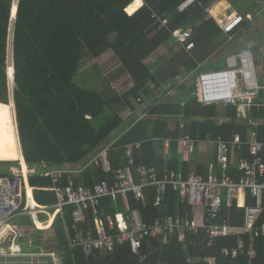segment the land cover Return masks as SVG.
<instances>
[{
  "label": "trees",
  "instance_id": "trees-1",
  "mask_svg": "<svg viewBox=\"0 0 264 264\" xmlns=\"http://www.w3.org/2000/svg\"><path fill=\"white\" fill-rule=\"evenodd\" d=\"M16 1L0 0V160L23 159L14 117L17 112L22 152L30 166L46 162L62 168L66 163L82 159H85L84 164L87 163L88 155L112 141V133L125 121L122 112L126 108L135 111L134 101L151 100L155 94L153 83L157 87L166 85L168 91L175 87L178 97H173L170 103L155 104L153 101L151 114L157 117L131 120L129 130L112 144L109 151L112 168L106 170L101 165L88 164L74 175L77 184L94 186L106 180L113 187L116 170L128 164L124 146L136 141L142 144L134 154V171L155 166L160 175L165 170H182L187 175L190 163L184 161L179 152L181 118L185 124L184 132L196 139L211 137L233 141L239 133L247 141L251 132L256 131L264 142V124L251 127L235 121L218 123V106L202 104L193 95L194 79L182 85L172 83L179 74L192 73L226 44L227 36L215 19L205 18L204 10L215 0H196L184 11L178 8L183 0H144L140 9L142 1L139 0H18L13 28L15 108L9 101L8 67L12 10ZM230 1L238 7L243 0ZM154 12L168 17L167 28L158 29ZM245 24L244 21L234 32L240 30L241 33ZM184 25H195L196 28L193 55L176 45L179 50L172 58L161 56L154 65H148V59L171 41L172 30ZM109 50L133 78L134 85L122 93L117 91L107 95L97 86L82 85L78 78H81L80 67L85 54L97 59ZM225 112L234 119L238 115L237 106L228 105ZM249 116L264 118V107L253 106ZM174 117L172 127L171 118ZM165 138H172L168 157L164 153ZM249 154L247 144L230 149L228 170L232 176H237L236 164L231 162L233 158L249 157ZM262 155L264 159V152ZM13 164L1 161L0 175H9V167ZM204 174L207 177L208 171ZM67 182L68 176L64 175L59 184ZM30 184L39 188L34 192L37 202L50 207L53 213L57 203L55 192L40 189L54 186L51 176L32 174ZM142 194L144 199L128 191L127 202L131 209L138 207L147 222L166 215L185 219L192 211L187 201L180 202L178 192L172 187L162 196L159 206L155 205L157 189L154 186L143 187ZM249 203L255 204V199L249 198ZM74 208L73 204L66 205L53 222L57 250L65 256V264H210L211 256L215 257V264H264V236L256 238L258 255L251 263L244 256L232 258L223 253L224 248L236 245L238 235L211 239L204 228L186 231L184 238L177 230L163 244L157 237H147L141 242L140 254L134 253L131 244L126 242L118 244L111 252L97 251L93 256H86L82 249H72L69 245L68 237L74 233ZM93 210L92 207L87 210L88 222L82 225L85 230L94 223ZM98 211L107 225L110 221L116 222L118 213L128 214L126 201L120 193L102 197ZM229 212L231 223L242 226L243 209L235 202L229 208L226 198L217 223L228 220ZM261 221H264V214ZM109 231L119 232V228L116 225ZM243 237L247 239L249 234H243ZM209 241H212L210 246Z\"/></svg>",
  "mask_w": 264,
  "mask_h": 264
},
{
  "label": "built area",
  "instance_id": "built-area-1",
  "mask_svg": "<svg viewBox=\"0 0 264 264\" xmlns=\"http://www.w3.org/2000/svg\"><path fill=\"white\" fill-rule=\"evenodd\" d=\"M196 0H183L179 5V10L184 11L189 8ZM153 17L157 20L158 29L168 27L169 19L156 12ZM248 17H253L236 13L222 18L218 25L227 36V42L235 37L234 30L238 28ZM155 30V32L158 31ZM196 28L194 26H181L172 30V39L175 45L180 46L190 55L196 48V42L193 39ZM11 54L9 55L8 75L13 78V65L11 63ZM227 69L212 71H193L187 77L194 76L197 79V90L194 94L200 102L205 104L223 102L232 104L251 105L253 95L258 92L260 85L258 83L259 70L254 59V51L246 48L237 55L227 56ZM12 65V66H11ZM186 76H178V84L186 81ZM171 91V90H170ZM136 110L128 108V112H123L124 120L128 119L131 113L137 114V120L147 118L151 114L148 105L135 102ZM261 106L262 104H257ZM15 117V115H14ZM16 121V117H15ZM250 124L258 127L262 120H250ZM17 134L20 151L22 152L21 140L19 135L18 123L16 121ZM130 126H123L120 134H113L112 141L105 145L101 151L85 164H79L73 168L68 166L53 167L51 164L42 162L39 165L30 166L25 160H0L11 161L13 165L9 167V175H0V264H65V256L61 252L48 251H24L19 243L21 237L18 235L15 219L20 215H29L33 224L38 227V222L47 224L51 219L50 207L41 205L35 199L34 192L39 189L30 184V175L40 173L45 176H51L54 186L40 188L48 191H54L57 196V203L54 205V218L63 213L66 205L73 204L72 215L74 219V233L69 238V245L72 249H82L86 256H93L97 251L111 252L118 244L130 243L133 252L140 254L142 240L147 237H157L161 243H166L169 237H172L178 228L184 227L189 231H198L204 228L210 238L217 236L238 235L236 245L232 248H224L223 253L232 258L244 256L251 263L257 258L256 238L264 236V221L261 216L264 214V142L261 141L256 131H252L249 139L244 141L241 134H236L233 141L224 139L215 140L218 152V161L222 166V174L211 173L205 177L196 169L189 170L187 175L180 171L165 170L160 175L155 166L143 168L146 176L145 183L136 184L133 180V165L135 162V151L141 147L142 142H130L124 146L128 164L125 167L116 170V181L113 187L106 180L97 182L94 186L77 184L74 175L82 172L88 164L103 166L106 170L112 168L109 159V151L112 144L117 141ZM181 134L178 138L179 144L185 146L188 154L195 151L199 139L192 137L184 132L185 124H180ZM211 140V139H209ZM172 138L164 139V153L168 156ZM247 144L249 146V157H240L237 161L239 178L230 175L228 171V155L232 146L241 147ZM24 156V155H23ZM25 158V157H24ZM64 175L68 176V182L65 185L59 184ZM154 186L159 195L164 194L169 187L179 192L193 210L187 218L182 219L172 215L158 216L147 222L138 207L130 208L127 202V192L133 191L137 198L144 199L142 194L143 187ZM31 189V192H30ZM223 191L227 196L228 206L235 202L238 207L243 209V225L235 226L225 221L217 223V218L223 210ZM122 194L130 212V222L126 220L123 213L116 215V222L110 221L107 225L100 217L98 207L100 199L110 194ZM249 198L255 199V204L249 203ZM160 204V197L155 200V205ZM93 208L94 223L85 230L82 225L88 222L87 210ZM203 209V223L199 225L195 220V209ZM45 213L49 217L42 219L41 215ZM119 232H111L115 226ZM51 224L49 225V227ZM48 227V228H49ZM243 234H249V238H244ZM10 238L7 247L3 242ZM212 241L208 242L211 245ZM189 261H192L190 258ZM60 262V263H59ZM210 264H215V257H209Z\"/></svg>",
  "mask_w": 264,
  "mask_h": 264
},
{
  "label": "crops",
  "instance_id": "crops-1",
  "mask_svg": "<svg viewBox=\"0 0 264 264\" xmlns=\"http://www.w3.org/2000/svg\"><path fill=\"white\" fill-rule=\"evenodd\" d=\"M135 1H133V2H135ZM141 1H142V5L138 9H140L144 5V0H141ZM239 4L240 5L238 7H236V6L233 5V3L230 0H215L213 2V4L209 8H206L204 10L205 18H213V19H215L217 24L222 18H224V17H226L228 15L236 14V13L242 14L244 16L250 15V16L253 17V20L251 21V20L248 19V17H246V20H245L246 24L242 28L241 33H240V30H239L238 32L240 34L237 32L235 34L234 39L232 40L234 43L232 45H230V42H232V41H230V42L224 44V46H222L220 49H217L212 54V56L209 59L205 60L203 63H200L198 68L196 70H194V71H205V70H203L205 67H207L209 65H215V63H217L218 60H221L222 58L223 59L225 58L224 60H225V62L227 64V56H229V55H237V54L240 53L241 50L246 49V48H250L251 50H253L254 51V59L256 61V66L259 65V68L257 66V69L259 70L258 83L260 85V88L258 89V92L253 95V100H252L251 105H248V104H244V105L242 104L241 105V104H232V103H223V102L210 103V104H216L218 106V115L216 117V121L218 123L235 121L238 124H247V125L253 127L254 125L250 124V120L251 121H255V120L261 119L262 120V124L261 125L264 124V118L263 117L262 118L259 117V118L254 119L253 117L249 116V111L251 110V108L253 106H255V105L258 106L257 104L260 103L262 105L258 106V107H264V10H263L264 9L263 8L264 7V3L261 4L260 0H254V1L251 2V4L246 6V2L243 0V1H240ZM190 26H192V25H190ZM194 27H195V25H194ZM259 27L262 28V30L260 32L261 39H262V43L261 44L259 43V41L261 42V39L252 40V36H254V38H255V36H259L260 37V35L258 33L259 32V30H258ZM168 44H171V43L169 42ZM257 44H260L259 46L262 47L261 53L260 52L258 53V50H257L258 45ZM107 52H109L108 53L109 56H106ZM107 52L102 57L94 59V60L98 61V59L99 60L101 59L103 61L106 57H110V53L111 52L113 53V51H111V50H109ZM157 60L158 59L152 61L151 63H148V65H154L157 62ZM209 62H212V64H210ZM96 64L100 65V62L98 61V63L96 62ZM227 66H228V64H227ZM184 70L185 69L183 68L182 69L183 73H185ZM98 72L102 73L101 70H98ZM122 73H126V72L124 71L123 67L121 66V64L119 62V64H117V66L113 70L107 72L105 75L103 73V75H104L103 79H104V81L113 83V85H114L115 82L121 77ZM178 76H181V74H179ZM189 78H192V80L193 79L195 80V82H196L195 91H196L197 90V81H196L197 79L194 76L187 77L185 82L179 83L178 85H182V84H185V83H190V79ZM101 82H102V80H101ZM172 82H174V80ZM133 85H134V81H133V78H132V86ZM165 86L166 85H163L161 87H157L153 83L152 87L155 90V94H153L151 96V98H150L151 100H149V102H143V101L138 100V103L139 104L143 103V105H148L150 107V109H152V107L154 106V104L152 105L153 101L154 102L156 101L155 104L161 103V102H165V103L172 102L173 101V97H178V95H179L178 94V90L174 87L173 89H171V91L170 90L168 91L167 89H165L166 88ZM100 87L98 86V90L101 93L107 94L106 91H103V92L101 91L103 89V86L101 88ZM163 92H166V93L169 94L167 96V98H166L167 99L166 101H162L163 100L162 99V93ZM193 95H195L194 91H193ZM135 102L136 101H134V104H135ZM201 103L205 104L203 102H201ZM210 104H205V105H210ZM228 105H236L237 106L238 115L234 119H232V118H230V117H228L226 115L225 107L228 106ZM128 108H126L127 110L125 109L126 111L125 110L124 111L128 112L129 111ZM156 117H157V115L153 116L152 114H150L149 117L144 118V119L153 120ZM175 119H176L175 117L171 118L172 127H174L173 126V121ZM131 120L135 121V122L139 121V120H137V114L136 113H131L130 114L129 118L126 119L121 124L120 128L112 133L111 139H112V137L114 138L113 134H120L123 131V129H124L123 126H128L130 124ZM179 120H180L181 123H184V120L182 118L179 119ZM180 134H181V129H180ZM209 139H211V140H209ZM215 140H218V139H212L211 137H208L206 140H200L198 145H197V147H196V149H195V151L192 152L191 154H188V152L185 149V146H183L182 144H179V152L182 154L183 160L190 163L189 170L197 169V171L201 172V174H203L205 177H206V174H204V173H206V170L208 171V175L210 174V172L211 173L212 172L216 173L218 175L222 174V166H221V164L218 161V152H217V145H216ZM102 148H103V146H101L98 149V151H96L95 153H93V154L91 153L92 155L91 154L88 155V158H86V159H88L90 161L92 158H94L101 151ZM231 148L233 150H235V146H232ZM165 157H168V156H165ZM12 160H17V159H12ZM83 160H85V159H82L80 162H76V163L75 162L74 163L69 162V163H66L64 166H68L70 168H73V167H75V166H77L79 164H82V163L84 164ZM237 161H238V158H233V160L231 161L232 164H236L235 165L236 166L235 175H237V176H233L235 178H239V176H238L239 171H238V168H237V166H238ZM228 162H229V155H228ZM228 165H229V163H228ZM204 167H206V168L208 167V168L205 169ZM180 172H182V170H180ZM133 180H134V182L136 184L145 183L146 176L143 173L142 169L135 170V171L133 170ZM164 194L159 195L157 193V198L160 197V201H161V198H162V196ZM224 198L227 199L225 191H223V200H224ZM178 199L180 200V202H186L187 201L183 196L180 195L179 192H178ZM187 203L189 204L188 201H187ZM189 205H191V204H189ZM231 207L232 206H229V208H231ZM192 210H193V206H192ZM127 211H128V214H125V213H123V214L125 215L126 220L128 222H130L131 219L129 218L130 212L128 210V207H127ZM50 213H51L50 215H51V218H52V216H54V214L52 212H50ZM194 213H195V220L197 221V223L199 225H201L203 223V220H204L203 219V214H204L203 209L201 207H198V208L195 209ZM41 217L43 219H47L49 217V215L43 213L41 215ZM54 220L55 219L52 220L51 226L49 228H47V229H39L33 224V221H32V219H31V217L29 215L25 214V215L18 216L15 219V224L17 226L18 235L21 237L19 243L21 244L23 250H24L23 246H25L26 250H24V251H40L42 249H46L48 251H57V252H59L57 250V246H56V242H57L56 233H55V231L53 229ZM226 221L231 223V221H230V212H229V219L226 220ZM49 230H51L52 232H51L50 236L48 237V234L46 232H48ZM178 230L181 232V237L182 238H184L185 232L189 231V230H186V228H184V227H180ZM194 232H196V231H194ZM72 234L69 235L68 239L70 238V236ZM4 242H3V244H4ZM9 243H10V241H9ZM4 247H6V246H4Z\"/></svg>",
  "mask_w": 264,
  "mask_h": 264
},
{
  "label": "rangeland",
  "instance_id": "rangeland-1",
  "mask_svg": "<svg viewBox=\"0 0 264 264\" xmlns=\"http://www.w3.org/2000/svg\"><path fill=\"white\" fill-rule=\"evenodd\" d=\"M139 1H141V0H139ZM235 1L239 2L240 0H235ZM244 1L246 2V6H248L254 0H244ZM260 2L262 4V3H264V0H260ZM238 5H239V3H238ZM258 30H259L258 33L260 35V32H261L262 28L259 27ZM259 39H261V35H260V37L259 36H255V38H254V36H252V40H259ZM233 43H234L233 41L230 42V45H232ZM259 43L260 44L262 43V39H261V42L259 41ZM260 44H257L258 45V48H257L258 53L259 52L261 53V51H262V47L259 46ZM176 48H177V46L173 42L171 44H165V46H162L160 50L155 52V54L152 55L148 59L147 63H151L152 61L160 58L161 56H166V57L172 58L174 56V54H175V51L179 50V48L178 49H176ZM108 53L109 52L106 53V56H109ZM224 59L222 58L221 60H218V62L215 63V65H209V66L205 67L203 70L212 71V70L227 69L228 66H227V64H226ZM98 61L100 62V65H98V64L96 65V62L98 63ZM98 61L94 60V58L89 56L88 54H85V56L83 58V62H82L83 65H81V67H80V71H81V75L80 76H81V78L80 77L78 78L79 83H81L82 85H85V86H89V87H92V86H97V87L101 86L102 87L103 86V89L101 91L102 92L106 91L107 95L112 93V92H117V91L122 93L123 91L128 90L132 86V78L127 73H122L121 77L115 82L114 85H113V83L104 81V79H103L104 75L107 72L113 70L117 66V64H119V61L117 60V58L115 57V55L112 52L110 53V57H106L103 61L101 59L100 60L98 59ZM209 63L212 64V62H209ZM257 66L259 68V65H257ZM98 70H101L102 73L98 72ZM103 73H104V75H103ZM189 79H190V82H191L192 78H189ZM101 80H102V82H101ZM174 82L178 83V77H176L174 79ZM174 82H172V83H174ZM166 92L162 93V99H163L162 101H166L167 100L166 98H167V96L169 94L166 93ZM105 145L106 144H104L103 147H105ZM18 160H19V158H18ZM51 232H52L51 230L46 232L48 234V237L50 236ZM23 247H24V250H26L25 246H23Z\"/></svg>",
  "mask_w": 264,
  "mask_h": 264
},
{
  "label": "water",
  "instance_id": "water-1",
  "mask_svg": "<svg viewBox=\"0 0 264 264\" xmlns=\"http://www.w3.org/2000/svg\"><path fill=\"white\" fill-rule=\"evenodd\" d=\"M16 4L18 6V0L16 1L15 5ZM13 9H14V7H13ZM12 21H13L12 22L13 24H12V32H11V36H10V54H11V58H12L11 63H12L13 68H14V63H13V28H14L15 20H14V16H13V10H12ZM13 72H14V70H13ZM14 73H13V78L11 79V91H10V100L13 102V104H15V100H14L15 76H14ZM14 115H15L16 121H17V112H14ZM9 241H10V238H7L6 241L4 242L3 246L7 247L9 244Z\"/></svg>",
  "mask_w": 264,
  "mask_h": 264
},
{
  "label": "bare ground",
  "instance_id": "bare-ground-1",
  "mask_svg": "<svg viewBox=\"0 0 264 264\" xmlns=\"http://www.w3.org/2000/svg\"><path fill=\"white\" fill-rule=\"evenodd\" d=\"M17 10H18V6L17 4L14 5V9H13V16H14V20H16V16H17ZM11 102V100H10ZM15 108H16V105H15ZM17 128V127H16ZM21 156L23 157L22 161H23V164L26 166L25 164V159H24V156L22 155L21 153ZM30 192H31V189H30ZM52 220H53V216L52 218L50 219V221L47 223V224H44L42 222H38V227L40 228H44V229H47L49 227V225L52 223ZM60 263V262H59Z\"/></svg>",
  "mask_w": 264,
  "mask_h": 264
}]
</instances>
